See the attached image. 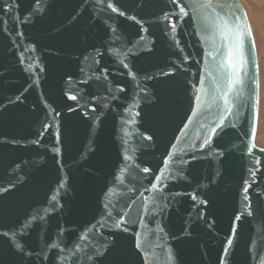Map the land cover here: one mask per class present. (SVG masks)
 I'll list each match as a JSON object with an SVG mask.
<instances>
[{
    "label": "water",
    "instance_id": "95a60500",
    "mask_svg": "<svg viewBox=\"0 0 264 264\" xmlns=\"http://www.w3.org/2000/svg\"><path fill=\"white\" fill-rule=\"evenodd\" d=\"M108 2L0 0V264H264L245 8Z\"/></svg>",
    "mask_w": 264,
    "mask_h": 264
},
{
    "label": "rangeland",
    "instance_id": "374dc122",
    "mask_svg": "<svg viewBox=\"0 0 264 264\" xmlns=\"http://www.w3.org/2000/svg\"><path fill=\"white\" fill-rule=\"evenodd\" d=\"M238 1L248 14L256 44L260 75V102L256 145L264 149V0Z\"/></svg>",
    "mask_w": 264,
    "mask_h": 264
},
{
    "label": "snow or ice",
    "instance_id": "6c2138e0",
    "mask_svg": "<svg viewBox=\"0 0 264 264\" xmlns=\"http://www.w3.org/2000/svg\"><path fill=\"white\" fill-rule=\"evenodd\" d=\"M207 2L209 4H211V3H213V0H207ZM107 7L111 8V10L113 12L118 11V9L113 6V4L110 2V0L107 4ZM181 11H183V8L181 9ZM119 14L124 15L123 12H119ZM232 22L235 23V25H236L235 28H229V26L227 24L224 25L225 28H229V31H231L233 33V36L230 37V39H233V41H234L233 47L230 48V50H229L228 60L231 61L233 59V53L235 52L238 55V58L242 64L244 61V50H245L244 36H245V32L247 30V24L244 22V20L241 16H234ZM241 24L244 25L243 28L240 27ZM229 67H232L235 70L237 65L229 63ZM229 83L231 84L232 81H229ZM71 99H75V97H71ZM253 134H255V125L253 126ZM144 171L148 172L149 169L145 168ZM156 179H159V177H157ZM153 187H155V185H153ZM245 191H247V190H245ZM237 219H239V217H237ZM4 235L8 236L9 234L4 233ZM229 243H231V241H229ZM17 247L19 248L20 245L17 244Z\"/></svg>",
    "mask_w": 264,
    "mask_h": 264
},
{
    "label": "bare ground",
    "instance_id": "6f19581e",
    "mask_svg": "<svg viewBox=\"0 0 264 264\" xmlns=\"http://www.w3.org/2000/svg\"><path fill=\"white\" fill-rule=\"evenodd\" d=\"M252 27V26H251Z\"/></svg>",
    "mask_w": 264,
    "mask_h": 264
}]
</instances>
